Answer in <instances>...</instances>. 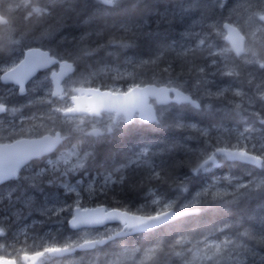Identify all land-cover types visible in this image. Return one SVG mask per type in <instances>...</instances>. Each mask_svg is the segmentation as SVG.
I'll return each mask as SVG.
<instances>
[{"label": "snow or ice", "instance_id": "snow-or-ice-1", "mask_svg": "<svg viewBox=\"0 0 264 264\" xmlns=\"http://www.w3.org/2000/svg\"><path fill=\"white\" fill-rule=\"evenodd\" d=\"M72 2L75 6L66 8L53 25L39 36L29 37L28 32L46 23L69 0H0V51L10 53L7 59H0V185L16 182L0 194V264H50L77 250L96 252L135 234L156 235L171 222L212 207L264 195V0H238L234 6L233 0H175L163 12H148L139 19L132 14L158 0ZM118 9L125 14L123 21L71 40L61 37L54 41L57 33L70 26V14L77 18L72 23L88 25ZM190 16L196 19L184 27L183 43L173 42L145 60L125 57L122 64L105 63L96 70L89 65L78 71L82 57L103 50L106 56L118 58L121 50L135 48L141 39L156 38ZM17 18L23 28H18ZM105 32L108 39L99 42ZM218 39L225 41V46H218ZM33 42L40 46H30ZM146 67L159 69V73L153 71L145 79L141 70ZM185 68L194 75L195 83L184 78ZM245 72L246 83L240 86L221 87L216 81L218 76L235 81ZM13 96L24 100L10 104ZM33 107L46 110L24 117L23 110ZM191 110L234 114L245 127L203 128L189 120ZM257 122L260 127H256ZM145 126L188 132V139L203 147L132 145L119 162L113 159L111 168L87 183L84 179L71 182L69 177L87 173L95 160L97 143ZM77 136L79 142L71 144ZM89 139L91 143L83 147ZM58 149L62 150L53 159L51 154ZM173 153H183L187 160H171ZM185 163L191 166L190 173L175 175V169ZM237 165H251L252 171L215 178L191 199L182 198L192 180ZM257 168L259 175L254 174ZM136 176L140 177L138 182ZM45 184L63 189V198L58 192H46ZM163 184L181 195L168 198L159 191ZM145 185H149L145 203L135 210L107 207L103 202L87 206L93 200L106 199L117 186ZM37 193L44 196L39 205ZM72 196L75 198L69 203ZM33 213L43 219L33 220L32 225L25 223ZM62 214L70 216L68 224L77 230L75 239L60 241L54 236L29 234L37 223H61L65 218ZM111 221L119 226L105 227ZM231 227L193 229L167 245L160 239L143 249L138 264H156L165 248L179 264H264V218L235 237L218 238ZM140 252L139 248L129 251L123 247L109 254L107 264H127ZM82 259L72 264H82Z\"/></svg>", "mask_w": 264, "mask_h": 264}, {"label": "trees", "instance_id": "trees-1", "mask_svg": "<svg viewBox=\"0 0 264 264\" xmlns=\"http://www.w3.org/2000/svg\"><path fill=\"white\" fill-rule=\"evenodd\" d=\"M174 2L175 0H158V3L153 4L151 8L142 9L138 12H134L132 15L135 18L139 19L140 17L145 16L148 12H152V13H155L157 11L163 12L164 9L168 7L170 3H174ZM236 2H238V0H233V6L235 5ZM240 2H242V0H240ZM74 6L75 4L72 2V0H69V3L65 4L63 8L57 9V12L54 13V16L51 19H49L46 23L37 26L33 31L28 32L27 35L29 37L39 36L40 32L44 28H47L49 25H53L55 22V19L59 15L64 14V11L66 8L74 7ZM125 18H126L125 14L122 11V9H118L114 11L110 17L98 18L93 23L84 25L82 23L81 24L72 23V21L77 19L75 14L72 13L70 14V19H69L70 26L66 29L61 30L59 33H57L56 36L54 37V41H59L61 37H66L68 40H71L73 36H79L85 32H89L95 29L102 28L105 24H112L113 22L123 21ZM195 19H196L195 16H190L186 18L185 21L181 22V24H178L174 29L167 31V32H160L158 37L156 38L141 39L137 41L138 46L136 47L137 48L140 47V49L138 48L139 50L136 49L135 47V48H132L131 50L130 49L121 50L120 52L124 53L126 55L125 57H133V58L142 59V60L153 57L156 54L158 49H162L166 47L167 45L172 44L173 42L183 43L182 32L184 30V27L186 26L187 23L193 22ZM16 23H17L18 28H23L22 20L17 18ZM0 30H2V26H0ZM179 34L181 35L179 36ZM107 35H109V33L105 32L104 36L100 39L99 42L106 41L105 37H107ZM16 38H19V37L17 36ZM217 45L220 47H223L225 46V41H223L222 39H218ZM30 46L39 47L40 45L39 43L33 42L30 44ZM92 46L94 47L95 45H92ZM143 47H144V50H143ZM132 50L135 53L132 52ZM135 50H137V54ZM100 52L101 53L95 54L96 57L98 56L97 57L98 59H95V56L94 57L93 56L82 57L79 62L78 71H84L89 65H91L93 70L103 67L105 63L115 66L116 64H122L125 58V57L113 58L110 56L109 57L106 56L105 58L104 55H102L103 51L101 50ZM144 53H146V55ZM9 55L10 53L7 50L0 51V59H7ZM99 57L101 58L103 57L104 59H102L101 62L104 61L105 63L100 64L99 60H101V58ZM169 58H171V56ZM163 66L164 65L161 64L160 67L162 68ZM141 71L145 79L150 78L153 74V71H156L157 73H159V69H152L151 67H146L142 69ZM177 71H179L178 67H177ZM184 71H185L184 78L188 79L190 83H195L194 75L188 73L186 68ZM246 77L247 75L244 74V76L241 79L233 81L232 78L218 76L216 77V81L221 87H228L229 85L240 86L246 83ZM17 97L20 98L19 96L9 97L8 102L10 104H14V102H19L18 100H16ZM24 110L26 111L28 110V108H25ZM187 115L191 122L196 123L203 128L205 127L208 128L209 126L210 127L223 126V127H228V128L240 129L242 126L245 125V122L240 120V118L237 117L236 115L234 114L229 115L228 113H225L223 111H211V112L205 111L201 113L195 110H191L187 113ZM192 118H194L195 120L194 119L192 120ZM219 118L222 120H220ZM214 121L217 124H214ZM252 122H253L252 119L248 120L249 124H251ZM256 126L260 127L258 122L256 123ZM145 127L144 128H139V127L132 128L130 131L125 133L128 135H122V136L113 138L112 140L107 141V142L97 143L94 149L95 160L90 162L87 173H80V175H77V177L79 178L82 177L85 183H87V181L91 179L92 177H96L100 173H103L105 168H111L113 159H116L117 162H119V160L122 159L123 154L127 150V148L131 147L132 145L153 144V145H158L161 148H163L164 146H171L173 144H185L186 147H190L193 149L197 147H203L202 143H198L194 139L193 140L188 139L189 137L188 132L173 129V128L152 127V126H145ZM138 133H142L144 135H141L142 137L138 136L139 137L138 138L137 136H135ZM129 135H131V137L133 136V138L130 137L131 140L130 138L127 139V136ZM191 135L194 136L195 133H191ZM73 141H75V143H78L79 137L77 136L76 138L73 139ZM88 143H91L90 139L86 141L84 144L87 145ZM169 158L171 160H178V159L187 160V157L184 156L183 153H173L171 157ZM190 167L191 166L188 163H185L183 167L176 168L174 174L183 175L185 173H190ZM251 171H252L251 165H248V166L237 165L235 167H232L231 169L228 166H225L218 170H214V173L211 175H205L202 178H196L192 180V182L189 184V191L185 194L183 193L182 198L189 199V197L195 194V190L198 189V191H200L203 187H206L208 184H210L212 180L215 178L228 175L229 173L234 176H241ZM260 173H261L260 169L258 168L255 169L254 174L259 175ZM139 179H140L139 176L135 177V180L137 182L139 181ZM15 183H16L15 181H9L5 185H0V194H5L8 191L9 187H14ZM155 185H156V182H153L152 186H155ZM148 190H149V185H145L143 188L124 187L123 189L117 186L115 192H109L108 197L106 199L102 198L101 201L93 200L91 202H88L87 206H96V203L103 202L107 207L129 206L132 210H135V208H137L139 205L145 203L144 198L147 195ZM159 191L166 194L167 197L170 199H176L177 196L181 195V193H179L178 190H176L175 188L169 187V185L167 184L160 185ZM116 201L120 202L119 205L116 204ZM64 215H65V218L63 219V223H64L63 230L60 232L58 236H55V237L57 240H60V241H63L67 237H71L75 239L77 231L72 230L69 227L68 219H70V216H67L66 214ZM262 218H264V195L255 196L251 199L240 201L239 203H233V204H228L224 206H215V207L208 209L205 212L200 213L199 215H196L193 217H185L180 220L173 221L171 222V225L169 227H163L160 230H158V234L156 235L143 236L140 234H135V235L128 236V237H125L119 240L114 247L111 245L105 246L99 251L91 252L87 254L85 252H76L74 256L76 257L88 256V255L94 256V255H98V253L108 255L111 252L119 251V250H122L123 247H126L127 249H130V250H132L133 248L141 249L140 254L137 255V257L139 258L143 255V249L155 244L160 239H163L166 245L172 244L178 238L179 235L189 234L192 232L193 229L201 231V229L204 228L202 229L204 231L205 229H209L213 227L223 228L225 225H230L234 227H231L230 230L226 229L225 233L220 234L218 238L223 239L224 235L235 237L238 232L243 231L241 230V227L242 229L253 228L257 225L259 220ZM39 224L40 223H37L35 224V226H39ZM118 226L119 225H110V226H107V228L115 229ZM57 229L58 228L56 227L54 228L56 232H57ZM235 229L238 231H236ZM100 230L103 231L104 228ZM37 233L44 234L46 233V229L41 228V230L38 231ZM35 236L38 237L39 235H35ZM29 242L31 243V241ZM136 261H138V259ZM156 264H179V261L177 260L176 257L167 254V248H165L164 252H161L158 254L157 259H156Z\"/></svg>", "mask_w": 264, "mask_h": 264}, {"label": "rangeland", "instance_id": "rangeland-1", "mask_svg": "<svg viewBox=\"0 0 264 264\" xmlns=\"http://www.w3.org/2000/svg\"><path fill=\"white\" fill-rule=\"evenodd\" d=\"M16 100H18L19 102H14V104H19V103H22L24 98L23 97H20V98H16ZM46 109H38V108H31L28 110H23V116L24 117H27V116H31L33 113L35 112H43L45 111ZM25 111V112H24ZM7 119H12L11 116H8ZM18 119H19V114L17 116V122H18ZM245 127L242 126L239 130H243V128ZM257 127V126H256ZM76 141V140H75ZM75 141L73 142H70L71 144H75ZM62 150V149H60ZM59 150V151H60ZM59 151L58 153H56L52 158L55 159V157L59 154ZM30 173H25V175H28ZM77 175H80V173H77L75 176L73 177H69V179L71 180L72 183H76L77 180H80V179H83L82 177L79 178L77 177ZM16 184V183H15ZM14 184V186H15ZM45 187V191L46 192H49V193H59L60 197L63 198L64 194H63V189H56L54 186H48L47 184L44 185ZM198 192V190H197ZM36 195V200H37V204H41L43 203V200H44V196L42 194H35ZM75 197L72 196L71 199H69V203H71V200L74 199ZM189 199H191V197H189ZM4 207H7V202L5 201L4 203ZM64 215V214H62ZM43 219L42 217L39 216L38 213H33V215L31 217H29L27 219V221H25V223L29 224V225H32V221L33 220H41ZM63 226H64V223L63 221L61 223H56V222H46V223H43V224H39V226H33V231H31L29 234L31 236H35V235H39L38 237H45L47 238L48 236H58L60 234V232L63 230ZM58 228L57 229V232L54 230V228ZM60 227V228H59ZM41 228H44L46 229V233L44 234H38L37 232L41 230ZM56 235H55V233ZM71 236V235H70ZM121 251V250H119ZM119 251H115V252H119ZM129 251H131L129 249ZM82 259V264H107V261L111 259V256L108 254H101V253H98V255H94V256H80V257H76V256H68V257H65V258H62V259H53L50 264H72L73 261H80ZM138 259H140V257L138 258L137 256L135 257V259H130L127 261V264H138V261H136Z\"/></svg>", "mask_w": 264, "mask_h": 264}, {"label": "bare ground", "instance_id": "bare-ground-1", "mask_svg": "<svg viewBox=\"0 0 264 264\" xmlns=\"http://www.w3.org/2000/svg\"><path fill=\"white\" fill-rule=\"evenodd\" d=\"M150 8H151V7H150ZM149 11H150V10H149ZM180 24H181V23H180ZM177 28H178V27H177ZM182 29H183V28H182ZM176 30H177V29H176ZM171 32H173V31H171ZM179 33H180V32H179ZM175 34H176V33H175ZM177 35H178V33H177ZM180 35H181V34H179V36H180ZM105 38H106V40H107V39H108V35H107V37H105ZM137 46H138V45H137ZM138 48L140 49V47H138ZM138 48L136 47V49H138ZM131 49H132V48H130V50H131ZM139 49H138V50H139ZM147 49H148V48H147ZM128 50H129V49H128ZM143 50H144V47H143ZM145 50H146V49H145ZM102 51H103V50H102ZM135 51H136V54H137V50H135ZM122 52H123V51H122ZM132 52H134V51L132 50ZM155 52H156V51H155ZM98 53H101V52H98ZM103 53H104V54H103ZM103 53H102V55H104V57L106 58V54H105L104 51H103ZM134 53H135V52H134ZM156 53H157V52H156ZM127 54H128V53H127ZM144 54L146 55V53H144ZM100 55H101V54H100ZM102 55H101V56H102ZM138 55H139V54H138ZM138 55H137V56H138ZM140 55H141V54H140ZM94 56H95V59H98V58H97L98 56H97V57H96V55H94ZM94 56H93V57H94ZM125 56H126V55H125L124 53H121V52H120L119 57L123 58V57H125ZM108 57H109V56H108ZM99 58H101V57H99ZM142 58H143V57H142ZM89 59H91V58H89ZM95 59H94V60H95ZM102 59H104V58L102 57L101 60H99V61H100V64L105 63L104 61L101 62ZM91 61H92V60H91ZM97 63H98V62H97ZM94 64H95V62H94ZM98 64H99V63H98ZM184 73H185V71H184ZM186 73H187V72H186ZM186 75H187V74H186ZM194 113H195V112H194ZM196 114H197V113H196ZM192 115H193V114H192ZM229 115H230V114H229ZM193 116H194V115H193ZM193 116H191V117H193ZM197 117H199V116H197ZM207 118H208V117H207ZM216 118H218V117H216ZM230 118H231V117H230ZM193 119H194V118H192V120H193ZM214 119H215V118H214ZM219 119H220V118H219ZM194 120H195V119H194ZM204 120H205V119H204ZM220 120H222V119H220ZM197 121H198V120H197ZM199 121H200V120H199ZM207 121H208V120H207ZM194 122H195V121H194ZM202 123H203V122H202ZM214 124H217V123H215V121H214ZM206 125H207V124H206ZM229 125H230V124H229ZM209 127H210V126H209ZM209 127H208V128H209ZM139 128H144V127H139ZM145 128H146V127H145ZM205 128H206V127H205ZM124 135H128V134H124ZM141 135H144V134H142V133H138V134H136L135 136L138 137V136H141ZM123 137H124V136H123ZM130 137H131V135L127 136V139L130 138ZM141 137H142V136H141ZM131 138H133V136H132ZM131 138H130V140H131ZM138 138H139V137H138ZM145 138H146V137H145ZM145 138H144V139H145ZM125 139H126V137H125ZM122 140H123V139H122ZM132 140H134V139H132ZM138 140H139V139H138ZM138 140H137V141H138ZM141 140H142V139H141ZM71 141L73 142V139H72ZM127 141H129V140H127ZM129 144H130V143H129ZM83 145H84V144H83ZM206 183H207V182H206ZM197 190H198V189H197ZM197 190H195V193L197 192ZM184 194H185V193H184ZM174 197H175V196H174ZM174 197H173V198H174ZM206 220H207V219H206ZM196 221H197V220H196ZM203 221H204V220H203ZM208 221H209V220H208ZM205 223H206V222H205ZM198 225H199V224H198ZM209 225H210V224H209ZM185 226H186V225H185ZM241 226H242V225H241ZM241 226H240V227H241ZM245 226H246V225H245ZM186 227H187V226H186ZM191 227H193V226H191ZM203 227H204V226H203ZM198 228H199V227H198ZM202 229H204V228H202ZM202 229H201V231H203ZM206 230H207V229H205L204 231H206ZM235 230H236V229H235ZM241 230H244V229H242V227H241ZM241 230H240V231H241ZM197 231H198V230H197ZM236 231H238V230H236ZM175 232H176V231H175ZM170 236H171V235H170ZM174 237H175V236H174ZM170 240H171V238H170ZM74 255H75V253L72 254L71 256H74ZM67 257H68V256H67ZM64 258H65V257H64Z\"/></svg>", "mask_w": 264, "mask_h": 264}, {"label": "water", "instance_id": "water-1", "mask_svg": "<svg viewBox=\"0 0 264 264\" xmlns=\"http://www.w3.org/2000/svg\"><path fill=\"white\" fill-rule=\"evenodd\" d=\"M112 223H118L117 221H111L108 224H112ZM71 227V226H70ZM77 251H81V250H77ZM74 254V253H73Z\"/></svg>", "mask_w": 264, "mask_h": 264}, {"label": "flooded vegetation", "instance_id": "flooded-vegetation-1", "mask_svg": "<svg viewBox=\"0 0 264 264\" xmlns=\"http://www.w3.org/2000/svg\"><path fill=\"white\" fill-rule=\"evenodd\" d=\"M245 74L247 75V73H246V72H245ZM70 142H72V141H70ZM83 147H85V148H86V147H87V145H85V144H84V145H83ZM54 154H55V153H53L51 156L53 157V156H54Z\"/></svg>", "mask_w": 264, "mask_h": 264}]
</instances>
